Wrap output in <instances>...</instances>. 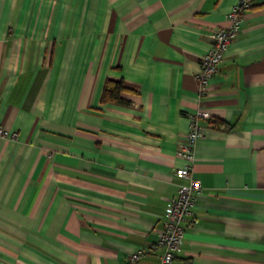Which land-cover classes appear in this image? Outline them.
<instances>
[{
	"label": "crops",
	"instance_id": "crops-1",
	"mask_svg": "<svg viewBox=\"0 0 264 264\" xmlns=\"http://www.w3.org/2000/svg\"><path fill=\"white\" fill-rule=\"evenodd\" d=\"M239 1L0 0V126L18 134L0 138V264H162L200 111L202 193L173 264H264V0L198 79ZM107 80L128 104L102 102Z\"/></svg>",
	"mask_w": 264,
	"mask_h": 264
},
{
	"label": "built area",
	"instance_id": "built-area-1",
	"mask_svg": "<svg viewBox=\"0 0 264 264\" xmlns=\"http://www.w3.org/2000/svg\"><path fill=\"white\" fill-rule=\"evenodd\" d=\"M252 4L248 0H240L236 3L228 15V25L213 30L211 37L213 44L210 50L200 58V71L198 79L202 93L206 91L210 81L218 72L219 65L223 62L230 45L240 32L248 11ZM208 111H200L193 117L190 131L181 146L179 155L189 163L176 170V175L183 178V183L178 194L173 197L165 214L164 227L152 249L162 248V264H173L175 257L182 251L183 241L186 235V223L193 218L199 197L202 193L201 181L194 177L192 163L195 160V147L204 129L199 123L201 117H208ZM16 131H9L0 126V138L15 139ZM144 251L132 254L130 260L138 261L144 255Z\"/></svg>",
	"mask_w": 264,
	"mask_h": 264
},
{
	"label": "trees",
	"instance_id": "trees-1",
	"mask_svg": "<svg viewBox=\"0 0 264 264\" xmlns=\"http://www.w3.org/2000/svg\"><path fill=\"white\" fill-rule=\"evenodd\" d=\"M133 91L128 86H126L123 80L114 81V80H107L102 94V102H115L120 104H128L129 101L123 97V94ZM218 125L222 127L225 125L224 122L217 121Z\"/></svg>",
	"mask_w": 264,
	"mask_h": 264
}]
</instances>
